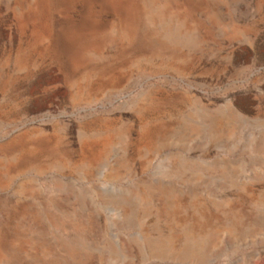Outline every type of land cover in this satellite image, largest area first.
Here are the masks:
<instances>
[{
  "label": "rangeland",
  "instance_id": "obj_1",
  "mask_svg": "<svg viewBox=\"0 0 264 264\" xmlns=\"http://www.w3.org/2000/svg\"><path fill=\"white\" fill-rule=\"evenodd\" d=\"M0 264H264V0H0Z\"/></svg>",
  "mask_w": 264,
  "mask_h": 264
}]
</instances>
